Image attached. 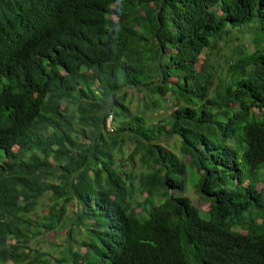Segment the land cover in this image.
<instances>
[{"label":"trees","instance_id":"16d2710c","mask_svg":"<svg viewBox=\"0 0 264 264\" xmlns=\"http://www.w3.org/2000/svg\"><path fill=\"white\" fill-rule=\"evenodd\" d=\"M262 175L264 0H0V264H264Z\"/></svg>","mask_w":264,"mask_h":264},{"label":"rangeland","instance_id":"374dc122","mask_svg":"<svg viewBox=\"0 0 264 264\" xmlns=\"http://www.w3.org/2000/svg\"><path fill=\"white\" fill-rule=\"evenodd\" d=\"M260 29V23L256 22L252 25H248V26H244L241 28H236L234 30L229 29L228 30V34L226 36H224L222 38V40L220 42H218V48L219 51L217 54H212L211 56V60L215 61L214 63H217L220 65V67L224 66V60L227 57H232V54L234 52H236L240 46V44H245V46L247 47L246 52L244 53L249 54L253 51L254 46L252 43V37L251 35H259L261 34V31L259 32ZM235 37H243V41H238L235 39ZM209 50L205 51V54H209ZM202 61H199L196 69H198V66H200ZM142 97V93L138 94V97L136 98L137 101H140V98ZM129 101L126 100L124 102L125 106L128 108V113H129V119H133L135 117H139L141 122L146 125V126H154L156 125L160 120L166 119L171 110H165L164 107H162L160 105V107L158 108H146L143 109L142 107H138L136 109V104L135 102L132 103H128ZM71 108H73V106H71ZM121 108H114L113 109V114L115 116V120H114V124L115 125H119V123H121V121H123V115L121 114ZM105 129L106 132L108 133H112L115 130V127L112 125V118L109 116L105 122ZM169 144V143H168ZM171 147V149H169L173 154L177 155L178 158H180L181 160L183 159L181 157V152H180V144L177 142L176 145H169ZM132 149L131 145H125L121 148L122 151V157H126L130 151ZM118 151H116L115 153H117ZM119 157V156H118ZM185 162L187 164H189V162L187 160H185ZM187 167V165H186ZM186 176H187V180L188 183L186 184L185 187V194L186 197L191 201V203L195 206H197V202H198V195L196 193V188L194 187L196 184V175L194 174V172L191 171V169L189 170V168H187V172H186ZM262 177L264 178V175H262ZM259 188V187H258ZM41 205H38L36 208V212L35 213H43V212H48L49 208H47V206L45 207V209H43L41 206L42 202H40ZM203 209L207 210L208 206L207 205H203ZM76 208L74 207L73 209V214L75 212ZM72 212L69 210L68 211V215H71ZM32 219L34 218V214L31 215ZM68 224L69 222H67L65 224L66 228H68ZM63 233V231L61 232ZM64 235V233H63ZM46 240L47 241H51V235H46ZM61 238V237H60ZM32 246V245H31ZM47 250V246H45L43 248V251ZM60 253H56L55 254V258L60 259Z\"/></svg>","mask_w":264,"mask_h":264}]
</instances>
